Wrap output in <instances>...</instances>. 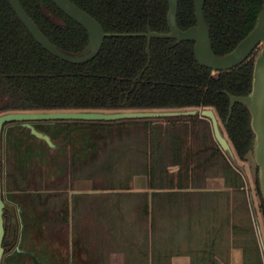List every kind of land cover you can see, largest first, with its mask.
Returning a JSON list of instances; mask_svg holds the SVG:
<instances>
[{
	"label": "trees",
	"instance_id": "16d2710c",
	"mask_svg": "<svg viewBox=\"0 0 264 264\" xmlns=\"http://www.w3.org/2000/svg\"><path fill=\"white\" fill-rule=\"evenodd\" d=\"M19 1L39 30L61 51L78 55L87 48V31L52 0ZM70 1L95 18L105 33L119 36L107 37L92 61L71 64L44 49L8 0H0V113L176 111L212 107L238 158L246 160L254 141L251 116L244 105L237 104L227 122L229 95L250 94L256 56L240 68L212 76L211 70L196 61L193 43L153 39L151 62L147 66V39L142 34L149 29L169 32V0ZM178 5L179 28L186 31L196 26L195 0H178ZM263 5L264 0H206L204 15L215 55L231 53L250 34ZM197 118L198 115L175 119ZM129 152L121 148V161ZM217 152L228 185L237 184L236 175L242 178L239 171L220 150ZM164 160L161 154L155 163L163 165ZM147 161H151V156ZM106 162L113 171L119 163L116 150L107 156ZM136 164L152 165L139 161ZM257 187L264 218L258 180Z\"/></svg>",
	"mask_w": 264,
	"mask_h": 264
},
{
	"label": "flooded vegetation",
	"instance_id": "af4514ba",
	"mask_svg": "<svg viewBox=\"0 0 264 264\" xmlns=\"http://www.w3.org/2000/svg\"><path fill=\"white\" fill-rule=\"evenodd\" d=\"M149 31L151 30L149 29ZM147 33L142 34L146 39ZM175 41L179 43L177 40ZM147 55V66H149L151 44L150 56L148 53ZM252 57L254 54L250 59ZM245 63L227 71L214 72L208 69L211 70L212 76H217L240 68ZM230 97L245 96L229 95V100ZM237 104L239 103H236L234 107ZM191 110L196 109L176 111ZM201 110H212L219 126L224 127L214 108H200L199 111ZM7 113L11 112L0 113V116ZM232 113L233 109L230 113L229 107L227 122H229ZM198 117L194 120L163 123V128L159 133L161 135L171 134L174 128L185 131L182 127L189 124L188 121H203L206 134L202 138L198 137L200 150L197 151L196 161L197 163L202 162L206 166L213 163L219 164L222 158L217 152L219 148L213 125L201 119L199 115ZM135 120L137 121L130 122L131 126L126 128L128 134L118 136V141H111L110 134L105 135L104 139L100 134H91L89 131L92 128L94 131V122L29 120L12 121L3 125L0 174L2 200L5 204V234L1 264H103L101 252L95 251V248L102 243V239L96 236V230L93 227L92 200L94 194L86 188L84 182L92 181L94 168L106 161L107 156L111 152L117 151L120 145L121 148L124 147L127 140L131 138L137 141L151 140L153 136L158 135L154 132L158 129L157 127L153 131L146 130V127L141 124L153 121ZM96 124L95 129L103 131L109 132V130L118 129V124L111 122ZM224 131V137L228 140L235 157H238L225 127ZM129 146L128 150L132 151V144ZM158 151L163 150L155 149L153 153ZM166 163H172V158H165L163 165ZM80 182H82L83 188L77 189V184ZM94 182L95 188L106 189V181L102 178L95 179Z\"/></svg>",
	"mask_w": 264,
	"mask_h": 264
},
{
	"label": "crops",
	"instance_id": "0c3cea01",
	"mask_svg": "<svg viewBox=\"0 0 264 264\" xmlns=\"http://www.w3.org/2000/svg\"><path fill=\"white\" fill-rule=\"evenodd\" d=\"M131 147L127 157L146 163L151 156L152 165L121 170L120 145L112 176L117 188L100 171L84 182L94 194L93 227L102 239L95 251L103 264H238V192L221 164L197 163L198 136L178 130ZM161 152L172 163L157 165ZM98 178L106 181L105 190L94 187Z\"/></svg>",
	"mask_w": 264,
	"mask_h": 264
},
{
	"label": "water",
	"instance_id": "95a60500",
	"mask_svg": "<svg viewBox=\"0 0 264 264\" xmlns=\"http://www.w3.org/2000/svg\"><path fill=\"white\" fill-rule=\"evenodd\" d=\"M19 19L29 30L35 40L50 54L62 61L71 64H85L95 59L100 53L104 41L110 35L104 32L100 23L77 7L70 0H52V2L68 17L82 26L89 35L87 48L78 55H70L55 45L39 30L34 21L29 17L19 0H8ZM206 0H195V16L197 25L186 31L181 30L177 24L178 0H169V11L167 15L169 32L156 33L149 31L145 36L148 39L147 53L150 56L151 40L156 39H175L180 42H193L194 55L197 62L206 68L216 71H227L245 63L258 50L255 57L252 90L245 97H230V113L236 103L244 105L251 116V129L254 133L252 151L254 162L257 166V180L260 193L264 201V5L260 12L258 21L250 34L241 41L238 46L225 56H217L213 52L210 37V29L207 24L204 7ZM212 123L216 143L219 150L228 158L232 166L244 177L247 176L246 170L239 165L231 149L228 140L220 130L219 123L212 110H191V111H130V112H98V111H53V112H11L0 116V169H1V131L7 122L29 121V120H76V121H118L123 119L139 118H162L178 116H196ZM5 204L2 200L1 174H0V264L3 258V238L5 234L4 223Z\"/></svg>",
	"mask_w": 264,
	"mask_h": 264
},
{
	"label": "rangeland",
	"instance_id": "374dc122",
	"mask_svg": "<svg viewBox=\"0 0 264 264\" xmlns=\"http://www.w3.org/2000/svg\"><path fill=\"white\" fill-rule=\"evenodd\" d=\"M260 49H258L254 56L257 55ZM176 117H162V118H139L138 120H148L153 121L152 123H141L142 126L146 127V130L151 129L152 131L157 127L158 129L154 132L158 135H161L159 133L160 129L163 128L162 124H166L168 122H178L179 119H175ZM151 119V120H150ZM122 121V122H121ZM137 121L135 119H125V120H118V121H110L112 124H118V129H114L113 131H103L99 129H95L97 126L96 123H104L105 121H82V122H94V131L93 128L90 129L91 134H100L101 138H106L105 135L110 134V140L114 141L118 139V136L121 137L123 135H127L128 132H126V128L128 126H131L130 122ZM189 124H186L182 129H185V133H189L191 135H196L200 138L206 134V127L204 126L203 121H188ZM108 123V122H106ZM148 124H152L149 126ZM122 125V126H121ZM133 126V125H132ZM122 127L123 130H122ZM181 129V127H180ZM179 130V129H178ZM176 128H174V132L178 131ZM221 132L225 135L224 127L220 126ZM131 132H133L131 130ZM129 132V133H131ZM104 134V135H103ZM118 141V140H117ZM137 140L129 139L126 141L125 146H129L130 144H133V142H136ZM119 155V154H118ZM227 158V157H226ZM132 158L127 157L121 161V170H130L128 168H132L133 165H135V161L131 160ZM237 162L239 165L243 166L246 170L247 176L241 175V180L236 175V178H238V183L231 184L232 191H237L238 195L237 197V203H238V249H239V255H238V264H264V218L262 215V208H261V198L258 193V187H257V166L254 162L253 155L251 153H248L246 160H239L238 157H236ZM227 161L230 163V161L227 158ZM151 163L150 161H147V164ZM220 164V163H219ZM231 164V163H230ZM232 165V164H231ZM100 168H94L93 173H101V175H104L109 181L108 184L113 185V188L116 187V185L113 184V180L115 178V173L112 171V168H109L108 162H102L99 164ZM238 171V170H237ZM128 172V171H127ZM114 173V174H112ZM216 174H220L219 171H216ZM222 174V172H221ZM113 176V177H112ZM227 178V177H226ZM117 188V187H116ZM122 189V188H121ZM237 189V190H236ZM116 192L113 193L112 196L114 198H117L120 196V190L115 189ZM241 191V192H240ZM240 192V193H239ZM217 194V193H215ZM218 198H221V195H217ZM227 247V246H226ZM225 248V246H223ZM225 259V258H224Z\"/></svg>",
	"mask_w": 264,
	"mask_h": 264
}]
</instances>
